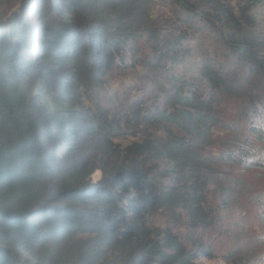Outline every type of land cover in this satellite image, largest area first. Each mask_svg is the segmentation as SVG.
I'll list each match as a JSON object with an SVG mask.
<instances>
[{"label": "trees", "instance_id": "trees-1", "mask_svg": "<svg viewBox=\"0 0 264 264\" xmlns=\"http://www.w3.org/2000/svg\"><path fill=\"white\" fill-rule=\"evenodd\" d=\"M19 2L0 18V264H193L179 237L151 219L182 209L206 222V183L219 159L203 156L213 101L188 82L170 111L106 95L112 77L133 66L178 64L190 35L158 38L152 0H23L14 9ZM232 2L176 0L183 24L202 16L237 66L260 76L264 32L253 11L264 0ZM153 35L167 45L137 57ZM202 72L227 87L215 70ZM128 134L140 140L122 144ZM253 134L264 144V130ZM237 152L222 159L242 166L253 156Z\"/></svg>", "mask_w": 264, "mask_h": 264}, {"label": "rangeland", "instance_id": "rangeland-1", "mask_svg": "<svg viewBox=\"0 0 264 264\" xmlns=\"http://www.w3.org/2000/svg\"><path fill=\"white\" fill-rule=\"evenodd\" d=\"M14 2L0 3V18ZM253 13L258 18V29L264 32V2ZM187 15L176 0H152L151 24L157 26L156 35L163 32L158 38L169 39L187 31L190 38L181 51L189 53L181 55L178 64L168 65L166 71L133 66L128 73L117 74L109 81L106 95L119 98L120 102L137 96L152 112L170 111L168 102L188 82L206 101H213L216 124L204 142L203 156L205 160L219 159L206 183V222L196 225L182 209L175 213L159 211L151 222L176 234L195 256L193 264H264V157L258 156L264 144L253 134L256 128L264 130V71L255 76L247 68L237 66V58L221 37L223 33L210 29L202 16H192L190 23L183 24L180 17ZM221 31L224 32L223 27ZM156 35L142 43L137 57L153 59L151 48L167 45L155 42ZM206 68L215 70L227 87H213L202 72ZM118 140L127 145L140 138L128 134ZM238 149L252 151L253 156L244 159L242 166L222 159L238 154ZM101 174L97 170L93 177L98 179Z\"/></svg>", "mask_w": 264, "mask_h": 264}, {"label": "clouds", "instance_id": "clouds-1", "mask_svg": "<svg viewBox=\"0 0 264 264\" xmlns=\"http://www.w3.org/2000/svg\"><path fill=\"white\" fill-rule=\"evenodd\" d=\"M258 156H259V157H264V149H260V150L258 151Z\"/></svg>", "mask_w": 264, "mask_h": 264}, {"label": "water", "instance_id": "water-1", "mask_svg": "<svg viewBox=\"0 0 264 264\" xmlns=\"http://www.w3.org/2000/svg\"><path fill=\"white\" fill-rule=\"evenodd\" d=\"M22 1H23V0H20L19 5H18L16 8H14V9H17V8L22 4Z\"/></svg>", "mask_w": 264, "mask_h": 264}]
</instances>
